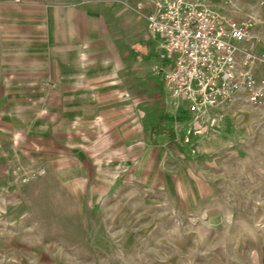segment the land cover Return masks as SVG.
<instances>
[{"label": "rangeland", "instance_id": "rangeland-1", "mask_svg": "<svg viewBox=\"0 0 264 264\" xmlns=\"http://www.w3.org/2000/svg\"><path fill=\"white\" fill-rule=\"evenodd\" d=\"M218 1L212 8L233 19L261 5ZM233 102L210 110L217 131L194 138L224 133L225 108L234 133L213 158H124L112 177L86 178L12 165L0 188V264H264V107Z\"/></svg>", "mask_w": 264, "mask_h": 264}, {"label": "crops", "instance_id": "crops-1", "mask_svg": "<svg viewBox=\"0 0 264 264\" xmlns=\"http://www.w3.org/2000/svg\"><path fill=\"white\" fill-rule=\"evenodd\" d=\"M259 2L250 17L264 49ZM145 9L147 0H0V188L17 162L54 168L58 178L70 168L112 177L124 158L218 155L234 133L225 108L217 111L224 133L195 152L182 143L190 113L174 114L163 75L152 72L167 58Z\"/></svg>", "mask_w": 264, "mask_h": 264}, {"label": "built area", "instance_id": "built-area-1", "mask_svg": "<svg viewBox=\"0 0 264 264\" xmlns=\"http://www.w3.org/2000/svg\"><path fill=\"white\" fill-rule=\"evenodd\" d=\"M210 1L147 0L148 29L162 37L171 60L168 67L154 65L153 71L163 75L173 108L184 106L190 113L182 143L192 152L194 138L218 123L210 110L239 97L264 105V49L253 35L254 20L228 18Z\"/></svg>", "mask_w": 264, "mask_h": 264}]
</instances>
